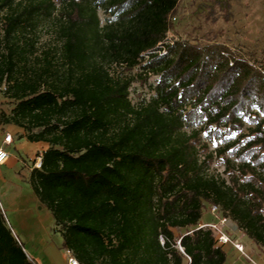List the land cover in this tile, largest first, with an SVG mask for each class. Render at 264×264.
<instances>
[{"label": "trees", "instance_id": "trees-1", "mask_svg": "<svg viewBox=\"0 0 264 264\" xmlns=\"http://www.w3.org/2000/svg\"><path fill=\"white\" fill-rule=\"evenodd\" d=\"M180 1L0 0V124L45 147L28 183L78 264H224L200 228L213 205L264 251V64L169 42ZM45 24L56 45L38 53ZM113 67L158 77L147 104ZM0 264H34L1 210Z\"/></svg>", "mask_w": 264, "mask_h": 264}, {"label": "rangeland", "instance_id": "rangeland-1", "mask_svg": "<svg viewBox=\"0 0 264 264\" xmlns=\"http://www.w3.org/2000/svg\"><path fill=\"white\" fill-rule=\"evenodd\" d=\"M100 17L103 18L102 15ZM171 21L173 30L167 35L169 42L186 41L199 46L220 44L236 57H243L258 66L264 64V0H181ZM37 38L38 53L56 45L47 24L39 27ZM111 73L132 80L128 97L133 106L147 104L153 97L157 76L140 77L139 69L128 72L119 67H113ZM11 107V103L0 93V112L9 113ZM253 112L258 114L257 122L264 121L261 112L257 109ZM243 123L241 133L234 135L233 139L240 134H248L256 126L249 117H245ZM196 129L200 130L201 144L206 142L207 130L201 129V126ZM185 131L190 133L191 129L186 128ZM6 134L12 137L9 145L3 144ZM22 134L14 126L0 124V149L8 155L0 165V210L12 235L34 264H68L66 250L62 247V239L56 231L54 219L38 201L28 183L29 174L34 168L33 162L44 146L19 139ZM219 144V139L214 138L209 143L206 154L214 152ZM205 174L227 180L224 167L218 162H214ZM220 218L222 217L218 214L212 215L207 206L202 223H217ZM228 221L229 224L223 227V231L232 241L243 245L244 253L254 264H264V251L259 250ZM224 247V264H252L229 245Z\"/></svg>", "mask_w": 264, "mask_h": 264}, {"label": "built area", "instance_id": "built-area-1", "mask_svg": "<svg viewBox=\"0 0 264 264\" xmlns=\"http://www.w3.org/2000/svg\"><path fill=\"white\" fill-rule=\"evenodd\" d=\"M11 143H12L11 135L6 134L4 139H3V144L9 145ZM7 157H8V155L6 154V152H4L2 149H0V165L6 161ZM40 167H41V159L37 158L35 163H34V168L39 169ZM209 212L212 215L218 214L217 206H214V205L211 206L209 208ZM227 224H229L228 219L222 217L218 220L217 223H205V224L203 223L202 225H200V228H209V229L213 230L217 234L218 245H220V246L231 245L238 253L245 256L249 261H251L250 258L244 253L243 245H241L239 243H235L234 241H232L231 237L226 232L223 231V227ZM66 254L68 257V260H67L68 264H78L77 261L75 260V258L72 256L70 251H66Z\"/></svg>", "mask_w": 264, "mask_h": 264}, {"label": "crops", "instance_id": "crops-1", "mask_svg": "<svg viewBox=\"0 0 264 264\" xmlns=\"http://www.w3.org/2000/svg\"><path fill=\"white\" fill-rule=\"evenodd\" d=\"M36 144H39V143H36ZM44 149H45V147H43L42 151H43ZM42 151H41V152H42ZM233 226L235 227L234 224H233ZM225 246H228V245H225ZM229 246L232 247L231 245H229ZM232 248H233V247H232ZM224 249H225V247H224ZM233 249H234V248H233ZM234 250H235V249H234ZM235 251H236V250H235ZM239 254H240V253H239ZM251 263L254 264L253 261H251Z\"/></svg>", "mask_w": 264, "mask_h": 264}]
</instances>
